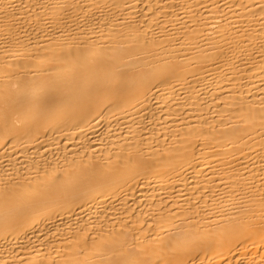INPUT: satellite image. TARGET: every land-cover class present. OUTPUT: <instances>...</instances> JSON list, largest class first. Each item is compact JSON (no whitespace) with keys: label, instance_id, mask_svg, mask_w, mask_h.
<instances>
[{"label":"bare ground","instance_id":"obj_1","mask_svg":"<svg viewBox=\"0 0 264 264\" xmlns=\"http://www.w3.org/2000/svg\"><path fill=\"white\" fill-rule=\"evenodd\" d=\"M0 264H264V0H0Z\"/></svg>","mask_w":264,"mask_h":264}]
</instances>
